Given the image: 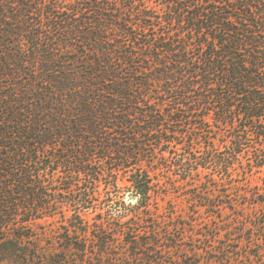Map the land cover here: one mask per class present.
<instances>
[{"label":"trees","instance_id":"1","mask_svg":"<svg viewBox=\"0 0 264 264\" xmlns=\"http://www.w3.org/2000/svg\"><path fill=\"white\" fill-rule=\"evenodd\" d=\"M61 4L0 0V264H237L159 209L264 222V0Z\"/></svg>","mask_w":264,"mask_h":264},{"label":"rangeland","instance_id":"2","mask_svg":"<svg viewBox=\"0 0 264 264\" xmlns=\"http://www.w3.org/2000/svg\"><path fill=\"white\" fill-rule=\"evenodd\" d=\"M60 3H62L61 8H63L71 4L72 0H60ZM72 54H74L72 46L57 52L60 62L68 61L67 64L71 63V66L72 57L74 56ZM259 178L264 179V174L256 175L253 183L262 185L263 182ZM240 180L242 181L240 183H243V179ZM174 191L167 195L165 201H160V216L167 218V216L175 214L176 217L182 219L176 218L161 223L168 226L178 225L183 228L186 243V246H183L184 248L203 247L201 240L203 242L210 240L215 247L220 249L227 247L230 257L237 264L238 261L236 260H239L240 264H264V222L255 218L257 215L254 208L242 212L244 220L241 218V221H233V214L226 211L224 212L225 217L221 219L208 218L203 210L201 211L204 216L203 219L196 221L195 216L197 215H194L195 210L191 207L192 203L189 197L185 193H179L178 190ZM125 202L130 203L129 197H126ZM94 216L95 214L92 212H87L85 216L86 223H94ZM61 225L62 222H42L40 226L45 232L53 233L57 232ZM202 250L200 249L201 252Z\"/></svg>","mask_w":264,"mask_h":264}]
</instances>
